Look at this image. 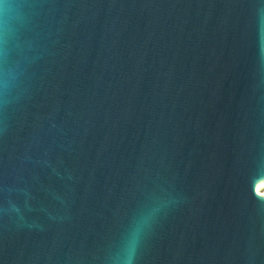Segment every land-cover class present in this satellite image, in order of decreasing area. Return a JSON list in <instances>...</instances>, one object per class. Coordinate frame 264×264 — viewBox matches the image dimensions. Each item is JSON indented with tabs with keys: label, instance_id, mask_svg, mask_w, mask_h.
<instances>
[{
	"label": "water",
	"instance_id": "1",
	"mask_svg": "<svg viewBox=\"0 0 264 264\" xmlns=\"http://www.w3.org/2000/svg\"><path fill=\"white\" fill-rule=\"evenodd\" d=\"M264 0H0V264H264Z\"/></svg>",
	"mask_w": 264,
	"mask_h": 264
},
{
	"label": "bare ground",
	"instance_id": "2",
	"mask_svg": "<svg viewBox=\"0 0 264 264\" xmlns=\"http://www.w3.org/2000/svg\"><path fill=\"white\" fill-rule=\"evenodd\" d=\"M260 185H264V181L261 182H257L253 187L256 193H264V191L259 190L258 187H260Z\"/></svg>",
	"mask_w": 264,
	"mask_h": 264
},
{
	"label": "rangeland",
	"instance_id": "3",
	"mask_svg": "<svg viewBox=\"0 0 264 264\" xmlns=\"http://www.w3.org/2000/svg\"><path fill=\"white\" fill-rule=\"evenodd\" d=\"M258 188H259V190L264 191V185H260V187H258Z\"/></svg>",
	"mask_w": 264,
	"mask_h": 264
}]
</instances>
